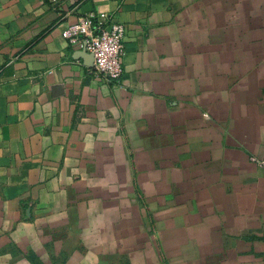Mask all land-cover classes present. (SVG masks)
Instances as JSON below:
<instances>
[{"label": "crops", "instance_id": "0c3cea01", "mask_svg": "<svg viewBox=\"0 0 264 264\" xmlns=\"http://www.w3.org/2000/svg\"><path fill=\"white\" fill-rule=\"evenodd\" d=\"M263 154L264 0H0V264H264Z\"/></svg>", "mask_w": 264, "mask_h": 264}, {"label": "built area", "instance_id": "2783aa9c", "mask_svg": "<svg viewBox=\"0 0 264 264\" xmlns=\"http://www.w3.org/2000/svg\"><path fill=\"white\" fill-rule=\"evenodd\" d=\"M93 16H82L76 22L67 25L62 35L69 43L93 56V71L114 81L124 76L123 60L125 56V25L112 22L102 26ZM253 160L264 168V154Z\"/></svg>", "mask_w": 264, "mask_h": 264}]
</instances>
